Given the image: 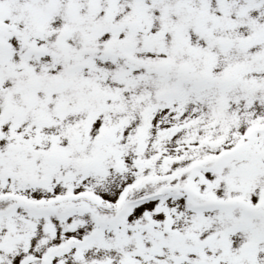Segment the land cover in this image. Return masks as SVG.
<instances>
[{
    "label": "snow or ice",
    "instance_id": "6c2138e0",
    "mask_svg": "<svg viewBox=\"0 0 264 264\" xmlns=\"http://www.w3.org/2000/svg\"><path fill=\"white\" fill-rule=\"evenodd\" d=\"M0 264H264V0H0Z\"/></svg>",
    "mask_w": 264,
    "mask_h": 264
}]
</instances>
